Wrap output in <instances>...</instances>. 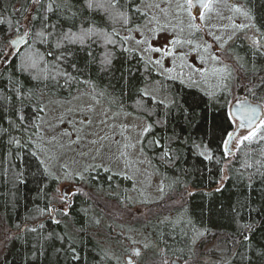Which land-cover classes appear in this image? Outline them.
Listing matches in <instances>:
<instances>
[{"label":"trees","instance_id":"trees-1","mask_svg":"<svg viewBox=\"0 0 264 264\" xmlns=\"http://www.w3.org/2000/svg\"><path fill=\"white\" fill-rule=\"evenodd\" d=\"M235 1L251 10L254 22L264 33V0ZM49 2L43 0V5ZM69 2L71 8L48 14V23L57 25V33L73 22L74 31L94 22L105 32L115 29L119 36H113L117 41L114 45L94 37L83 47L69 46L71 55L66 51V59L59 62V67L75 77L74 80L65 76L56 80H33L27 73L17 71L22 55L13 59L11 65H0V96L11 97L10 100L0 99V226L6 232L0 264H118V259L126 253L125 245L120 246L119 235L110 237L119 246L118 252L108 249L97 238L101 210L90 199L73 204L59 223L45 217L54 206V194L62 181L41 151V118L51 100H68L80 93L96 97L113 109L141 117L147 121V127L151 126L150 131L142 135L141 150L151 171L160 179L163 197L156 202H144L147 220H136L131 226L146 236L148 247L139 257L142 264H165L166 261L170 264L172 258L182 263L188 261L193 247L188 220L205 233L195 246L200 253L199 264H205L206 260L210 264H264V256L258 255L264 250V167L256 164L257 160L264 163V156L260 154L264 143H245L231 155H225L223 141L233 129L227 110L231 95L217 91L210 97L196 85L163 76L140 50L120 39L126 36L128 29H134L146 19L141 14L145 13L141 8L142 0H120V10L129 17L128 25L123 21L113 23L101 14L90 12L84 6L85 0ZM34 11L31 0H0V20L4 21L0 23V47L11 35L17 34L16 22L26 23L24 16L31 19L29 13ZM73 12L77 13L74 21L65 19ZM40 14H44L43 9ZM40 26L36 21L33 36L26 37L27 44L18 47L21 54L33 42ZM243 32L237 34L229 51L234 57H242L249 69L255 65V74L249 72V78L255 83L264 74V55L255 52ZM257 39L264 44L260 34ZM54 43L53 37L49 44L36 43L34 47L42 53L51 51L53 56L46 59L55 63L54 57L63 50L52 47ZM106 54H110L111 62L104 65L101 61ZM10 79L17 83L10 84ZM155 81L161 82L170 94V104L157 99L154 103L151 95H144L145 87ZM17 88L23 93L22 98L17 96ZM235 92L264 105V91L257 89L253 96L236 87ZM41 107L42 112L37 110ZM21 115L25 118L23 124ZM17 139L19 146L10 142ZM201 152L210 153L212 158L205 159ZM40 160L45 161L47 172ZM246 163H251L252 167H245ZM224 167L226 177L220 184ZM105 169L95 166L93 170H84L75 175L73 182L80 181L79 188L95 190L96 198L105 195L134 204L137 196H130L127 190L131 180ZM153 205L159 207V214H154ZM162 207L170 208V218L159 217L164 211ZM110 217L114 222V217ZM121 222L117 226L122 227ZM245 236L249 239L245 240Z\"/></svg>","mask_w":264,"mask_h":264},{"label":"rangeland","instance_id":"rangeland-1","mask_svg":"<svg viewBox=\"0 0 264 264\" xmlns=\"http://www.w3.org/2000/svg\"><path fill=\"white\" fill-rule=\"evenodd\" d=\"M180 2L183 3V0H180ZM232 2L240 4L235 0H232ZM157 4L162 8H166L168 10L167 14L155 7ZM141 8L147 13V16L143 23L135 27H139V31L126 32V35L133 37V39L128 41L129 46L140 50L146 60L149 57H151L152 61L160 59L163 67L150 63L163 76L167 78L173 76L175 77L174 79L183 81L186 84H191L188 80L191 70L187 67L181 69L182 61L178 55L162 56L160 52L145 53L143 49L149 44L163 48L177 34L182 40L192 39L194 44L203 43L204 40H207L212 42L215 48L218 45L212 40V36L206 35L209 30L216 35H223L226 39L232 33V29L227 27L230 24L229 16H232L236 23H249L244 17L231 12L223 4H218L215 5L213 12L207 14L203 25L204 30L200 33H194L188 25L190 22L200 24L199 17L197 16L195 21H190L187 12L177 14L176 0H142ZM221 16L224 18L221 19ZM153 17L155 19H152ZM178 20L183 22L184 31L182 33H179L177 27ZM161 28L164 30H160ZM218 28H224L225 30L220 32L217 31ZM153 29H157V31L154 32ZM245 32L251 34L253 29H245L243 33L245 34ZM21 35H23V30L11 35L10 38ZM137 40H143L145 43L137 45ZM175 51L177 54L189 53L187 55V63H198L197 55L195 52H190L189 45H178ZM165 69H173V71L169 73ZM181 71L184 73L183 76L180 75ZM192 79L198 82L192 85H196L207 92L215 90L214 80H209L208 84H205L200 81L198 74H192ZM235 91L236 87H233L229 101L232 103L228 104V112L236 100L237 93ZM145 92L159 101L167 104L171 102L170 94L167 90L165 91L159 81L149 83L145 87ZM261 107V116L264 117V105L261 104ZM147 126L148 123L145 119L113 109L87 93L76 94L68 100H51L46 104L44 115L41 118V151H43L47 163L50 164L60 179L59 181H62L63 184L64 182L73 181L75 175L82 174L84 170H93L95 166H99L102 169L105 167L131 180L132 184L127 190L130 196L136 194L138 200L134 204L111 196L99 195L96 198L95 193L92 196L93 202L101 210L100 225L96 229V236L101 240L100 242L108 249L113 250V252H118L120 248L111 240L110 237L112 235H119L118 239L121 247L124 244L123 238H127L130 242L132 240L137 242L136 244H124L123 250L126 253L118 259V264H128L127 256L131 258L134 264H142L139 257L142 256L144 245L147 244L146 236L141 230L134 231L131 226L136 220H147L148 210L144 202H156L163 197L160 179L151 171L147 157L141 150V138ZM234 130L235 124H233L232 131ZM243 134H246V129H241L237 132L236 137L229 145L231 152L237 149L235 141ZM225 177L226 169L224 167L220 184ZM79 182L75 181V184L73 183L74 186L80 187L81 184ZM61 187L62 184H59L54 194L53 201L57 205L61 203L62 199ZM153 207L154 214H159V207L157 205H153ZM60 208L62 211L66 210L65 205ZM162 208L164 211L160 213L159 217L163 219L170 218L172 216L170 208L168 207V210L165 207ZM110 215L114 217V222L117 223L112 222ZM120 219L123 221L121 222ZM119 222L122 223V227L117 226ZM111 228H113V231H111ZM4 230L1 225L0 252L2 242L6 237ZM135 248L138 249L139 255L134 253ZM182 264L185 263L183 262Z\"/></svg>","mask_w":264,"mask_h":264},{"label":"snow or ice","instance_id":"snow-or-ice-1","mask_svg":"<svg viewBox=\"0 0 264 264\" xmlns=\"http://www.w3.org/2000/svg\"><path fill=\"white\" fill-rule=\"evenodd\" d=\"M31 3L35 9L34 12L29 13L31 19L28 16H24V21L26 23L21 24L20 21L16 22L15 31L17 33L20 32L21 28H23V35L18 38H10L3 42V47H0V65L8 66L11 65L13 59H17L23 56L20 63L17 65V71L20 73H27L33 80H48L51 78L52 80H56L59 76H65L68 80H74L75 77H71L68 73L62 72L59 67V62L66 59L65 52L67 51L68 55H71L69 50V46L71 45H80L81 47L85 46L89 41H92L94 37L103 38L105 44H116V40L113 39V36H119V33L113 29L111 33L105 32L104 30L98 28L94 22H91L88 27L81 26L78 30H73L76 25L73 22L70 24L67 29H62L59 33L56 32L57 25L52 23H48L50 17L49 13H54L56 11H60L63 9L71 8L69 0H50V2L45 6L43 5V0H31ZM223 4L225 7L229 8V10L235 14H239L244 17L249 23H236L232 16L228 17L230 22L229 26L232 29V33L227 36L225 39L223 35H216L214 32L209 30L206 35L212 36V40L215 42L218 47L213 46L212 42H208L204 40L203 43H193L192 39H180L179 34L174 36L171 40L167 42L165 47L159 48L154 47L149 44L146 48L143 49L145 53L149 52H160L162 56H173L178 55L179 59L182 61L180 67L183 69L184 67L189 68L191 71L188 75V80L191 84L198 83L196 80L192 79V74H198L200 77V81L208 84L209 80H214V91H209L206 94L210 97H214L219 92L227 93L231 95V91L233 87H238L243 89L246 93H249L253 96L256 95L257 89L264 91V74L259 76L258 81L253 83V81L249 78V72L255 74L256 69L255 65H253L252 69H249L247 62L238 56H233L230 54L229 46L230 42H233L237 36V32H242L245 29L252 30L255 32L249 34L245 32V39L250 40L252 47L255 49V52L260 55H264V44H261L260 40L257 39V34H260L264 37V33H261V30L257 27L255 21V17L253 16L250 9L245 8L243 5L238 3H233L232 0H183V3L180 0H176V9L177 14L180 12H187V15L190 18V21H195L197 19L196 15H193V8L197 7L198 17L200 24L190 22L188 27L194 33H200L203 31V25L205 24L206 17L208 13H211L215 10V5ZM39 6V7H37ZM90 12L101 14L107 20L115 23L118 21H123L124 25H128L130 23L128 14L120 10V0H85L84 5ZM155 7L159 8L161 12L167 14V9L162 8L159 4L155 5ZM41 9H43V15H41ZM17 11H22L21 9H17ZM137 12L140 11L139 8L136 9ZM142 15L147 16V13H141ZM77 17V13L73 12L70 17H65V19L75 20ZM221 19L224 17L221 16ZM152 19H155L153 17ZM39 21L40 28L37 29L34 33V39L31 44H28L27 50L21 54L20 49L17 47L21 42L27 44V40L25 37H32L33 32L32 28L35 27V22ZM0 23H4L3 20H0ZM84 21H81V25H83ZM158 23V22H157ZM183 22L178 20L177 27L179 29V33L184 31L182 26ZM9 26L12 27L11 22H9ZM51 29V30H49ZM139 27L135 29H128L129 33L132 31H139ZM160 30H164L161 28ZM224 28H218L217 31L223 32ZM153 31H157V29H153ZM191 34V33H190ZM55 38L54 45H51L57 50H63L60 52V55L54 57L55 63L48 61L46 56H53L51 51L47 53H42L38 48H35L34 45L36 43L41 44H49L50 38ZM124 43H127L129 40L133 39L131 35H126L120 38ZM137 45L145 43L143 40H137ZM187 44L190 46V52H195L197 55L198 63L189 64L187 63V55L189 53H176V46ZM125 51H132V49L125 48ZM91 56V52H89ZM110 54H106L104 59L101 61L102 64H109ZM143 58V57H142ZM149 62H152L158 66L163 67L162 61L160 59L151 60V57L148 58ZM44 65L41 68V65ZM75 68V65H73ZM165 71L171 73L173 69H165ZM181 76L184 75L183 71L180 73ZM170 79H174L175 77L169 76ZM183 82V81H182ZM10 84L15 85L17 82L13 80H9ZM17 96L22 98L23 93L19 88L16 89ZM103 95V93H101ZM144 95H149L147 92ZM0 99L10 100L9 96H0ZM153 102L155 103V99L153 98ZM230 104L232 102H229ZM234 110L230 108L228 112L229 122L235 124V130L229 131L226 134V138L223 141V147L225 149V155H231V151L229 149V145L232 143L233 139L236 137V134L241 129H246V134L240 135L239 138L235 141L236 147L240 148L245 143L253 144V143H264V117L261 116V109L258 105H254L248 102L245 97L243 101L237 100V102L232 105ZM38 111H44V109L38 108ZM21 124L25 122V118L20 116ZM37 130H38V126ZM151 126L144 129V132L150 131ZM27 129H25L26 131ZM14 142L16 145H20V141L14 140L10 141ZM127 147V145H126ZM199 147V146H197ZM261 156H264V148L260 149ZM36 155V153H33ZM164 155H168L167 152ZM201 155H204L205 159H211V154L205 155L204 152H201ZM40 164L45 166V172L48 171L47 166L44 160H40ZM257 165L264 167V163L262 161L257 160ZM245 167H252L251 163H246ZM107 171V169H105ZM259 171V168L257 169ZM50 174V173H49ZM83 179V176H81ZM163 191V189H161ZM75 193H73L74 195ZM52 211V209H49ZM64 215H68L65 211ZM59 223V221H57ZM187 224L190 226V230L192 232V236L190 237L191 245L193 246L190 251L192 255L189 256V260L185 261V264H199L200 253L195 248L200 237L204 236L205 233L199 231L196 226L192 223L191 220L187 221ZM247 228H251V225H247ZM130 239V238H129ZM245 240H248L249 237L245 236ZM132 244H136L135 240L131 241ZM145 248L148 247L147 244L144 245ZM206 251H210V249H206ZM73 252L75 250L73 249ZM134 253L139 255V251L134 249ZM259 256H264V250L258 253ZM76 258V257H74ZM128 264H134V262L129 259ZM167 264V261L165 262ZM205 264H210L209 261H205Z\"/></svg>","mask_w":264,"mask_h":264},{"label":"flooded vegetation","instance_id":"flooded-vegetation-1","mask_svg":"<svg viewBox=\"0 0 264 264\" xmlns=\"http://www.w3.org/2000/svg\"><path fill=\"white\" fill-rule=\"evenodd\" d=\"M241 98H243L242 95L236 94V100L235 101H237ZM231 109H232V107H231ZM73 183L75 184V182H73V181L64 182V184H63V182H60V184H62V187H61V196H62L61 203L58 205L54 204L52 211H50V214L45 216L46 219L51 220L53 223H57V221H61V218H62V216H64L65 211L67 213H69L71 206L73 204H75L76 202H78L79 200H81V201H89V199L92 200L93 193L96 192L95 190L79 188V187L74 186ZM67 185L71 186V188L69 189L68 192L67 191L63 192L62 191L63 187L67 186ZM73 193H75V194L73 195ZM64 205L66 206V210L62 211V209L60 207L64 206ZM32 226L35 227L37 225L34 226V224H32ZM122 241H124V244H127V245L131 243L130 240H128L127 238H123ZM136 249L137 248H135V250ZM127 258L131 259L129 256H127Z\"/></svg>","mask_w":264,"mask_h":264},{"label":"water","instance_id":"water-1","mask_svg":"<svg viewBox=\"0 0 264 264\" xmlns=\"http://www.w3.org/2000/svg\"><path fill=\"white\" fill-rule=\"evenodd\" d=\"M197 8H198V6L193 8V10H192L193 15L198 16ZM21 36H22V35H21ZM18 37H19V36L15 37V38H18ZM25 40H26V37H25ZM22 43H23V42H21L20 44H18L17 47H19ZM243 99H244V98H241V99H239V101L242 102ZM247 100H248V99H247ZM236 102H237V101H235V102L233 103V105H234ZM248 102L251 103V104H254V105H258L259 108L261 109V113H262V107H261V105H260L259 103H254V102H251L250 100H248ZM232 110H234L233 107H232ZM70 188H71V186H69V185L64 186L63 189H62V191H63V192H65V191L68 192ZM136 250H138V249H136ZM127 260L129 261V258H127ZM170 263H171V264H182V261H181V260H177V259H175V258H172V259L170 260Z\"/></svg>","mask_w":264,"mask_h":264}]
</instances>
